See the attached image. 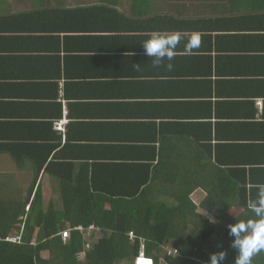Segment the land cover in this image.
<instances>
[{"label":"crops","instance_id":"crops-1","mask_svg":"<svg viewBox=\"0 0 264 264\" xmlns=\"http://www.w3.org/2000/svg\"><path fill=\"white\" fill-rule=\"evenodd\" d=\"M154 31L181 36L172 70L144 53ZM79 179L168 208L190 193L189 232L254 219L264 0H0V194L59 208Z\"/></svg>","mask_w":264,"mask_h":264},{"label":"trees","instance_id":"trees-1","mask_svg":"<svg viewBox=\"0 0 264 264\" xmlns=\"http://www.w3.org/2000/svg\"><path fill=\"white\" fill-rule=\"evenodd\" d=\"M85 180H78L77 192L62 194L59 208L51 203L47 210H41L40 195L32 204V194L24 200L0 194V264H135L142 250L155 264H207L210 254L226 250L224 264H232L228 226L201 222L197 214L189 232L186 216L197 209L190 193L174 194L176 204L168 208L153 204L155 198L145 193L120 195V201L114 192L99 191V182L84 185ZM79 226L99 230L91 234L92 246L87 247L91 239L75 230ZM68 229L70 237L65 238ZM11 237L21 240L10 242ZM252 264H264V251L253 256Z\"/></svg>","mask_w":264,"mask_h":264},{"label":"clouds","instance_id":"clouds-1","mask_svg":"<svg viewBox=\"0 0 264 264\" xmlns=\"http://www.w3.org/2000/svg\"><path fill=\"white\" fill-rule=\"evenodd\" d=\"M196 35L193 34L190 43H196ZM180 40L178 32H152L142 43L146 57L151 58L152 67L163 66L172 70V61ZM134 66L138 68L139 64ZM248 207L253 212L254 219H235V223L228 225V235L232 238L229 247L235 252L232 264H252L253 256L264 251V184L258 185V198L250 202ZM210 223L216 221L211 219ZM226 258L227 251L221 250L210 254L207 264H224Z\"/></svg>","mask_w":264,"mask_h":264},{"label":"built area","instance_id":"built-area-1","mask_svg":"<svg viewBox=\"0 0 264 264\" xmlns=\"http://www.w3.org/2000/svg\"><path fill=\"white\" fill-rule=\"evenodd\" d=\"M28 209H30V207H28ZM75 230H78L80 232H82L84 235H85V238L86 239H91L89 244L87 245V247H90L92 246L91 244L94 242V239L91 237V234H99V230L96 229L95 226H91L89 229H86L85 227L83 226H79L77 227ZM70 232L71 230H67L63 233V236L65 238H69L70 237ZM131 238L134 239V236L133 234L131 235ZM21 240L20 237H11L8 239V241L10 242H19ZM169 253H177V251H173V250H170ZM135 264H155L154 261L150 258H148L145 253L143 252V250L140 252V255L136 258L135 260Z\"/></svg>","mask_w":264,"mask_h":264},{"label":"rangeland","instance_id":"rangeland-1","mask_svg":"<svg viewBox=\"0 0 264 264\" xmlns=\"http://www.w3.org/2000/svg\"><path fill=\"white\" fill-rule=\"evenodd\" d=\"M44 255H45V257H48L49 253L46 252ZM81 257L83 258V254L81 255ZM162 264H164V263L162 262Z\"/></svg>","mask_w":264,"mask_h":264}]
</instances>
